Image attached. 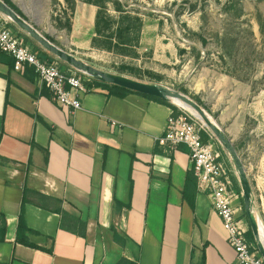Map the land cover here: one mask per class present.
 <instances>
[{"label":"crops","instance_id":"obj_1","mask_svg":"<svg viewBox=\"0 0 264 264\" xmlns=\"http://www.w3.org/2000/svg\"><path fill=\"white\" fill-rule=\"evenodd\" d=\"M10 1L40 33L33 4ZM70 14L71 30L61 28L69 44L90 46L96 7L75 0ZM5 57L0 264H200L203 256L204 264H237L220 217L197 191L188 147L168 152L156 142L172 107L138 93L92 89L80 109L66 113L31 68L16 72ZM22 204L25 237L35 247L17 240Z\"/></svg>","mask_w":264,"mask_h":264},{"label":"rangeland","instance_id":"obj_2","mask_svg":"<svg viewBox=\"0 0 264 264\" xmlns=\"http://www.w3.org/2000/svg\"><path fill=\"white\" fill-rule=\"evenodd\" d=\"M21 1L33 4L32 16L42 35L47 31L50 41L85 64L176 91L216 121L245 167L256 214L264 227V0H117L143 21L145 36L134 51L98 49L91 42L77 49L61 29L70 12L63 0L61 4L59 0ZM108 8L116 15L110 4ZM83 35L90 37V31L85 29ZM170 101L192 111L204 124L189 104L179 98ZM205 129L203 142L210 140L225 162L237 220L248 230L233 162L209 128ZM259 230L264 244V229Z\"/></svg>","mask_w":264,"mask_h":264},{"label":"built area","instance_id":"obj_3","mask_svg":"<svg viewBox=\"0 0 264 264\" xmlns=\"http://www.w3.org/2000/svg\"><path fill=\"white\" fill-rule=\"evenodd\" d=\"M10 22L0 12V53L11 58L13 70L25 74L31 68L49 91L51 100L64 112L80 109L81 96L92 90L84 83L86 79L73 69L65 70L56 62L40 59L24 38L11 30ZM171 104L174 108L167 118L163 133L155 138L156 142L168 152L179 144L188 147L197 191L207 195L213 211L220 217L237 264H264L256 244L248 240L247 230L237 220L226 164L219 159V153L212 147L210 140L203 142V133H207L204 124L185 109ZM209 137L212 138L211 135Z\"/></svg>","mask_w":264,"mask_h":264},{"label":"trees","instance_id":"obj_4","mask_svg":"<svg viewBox=\"0 0 264 264\" xmlns=\"http://www.w3.org/2000/svg\"><path fill=\"white\" fill-rule=\"evenodd\" d=\"M2 1L5 2L9 7H11L19 16L23 17L21 12L12 4L10 0H2ZM64 1L68 5V8L71 13L70 15H72L75 9V1L74 0H64ZM83 2L86 4H91L96 7V14L94 19V36L91 39L92 47L103 50H109V51L116 49L118 50L129 49L134 51L139 47L141 33L143 31V27H142L143 21L137 12L126 9L123 6V4H121L117 0H83ZM109 4L112 6V9L116 12V15H112L109 12L110 10L108 8ZM9 26L15 28L17 33L23 36L26 43H30L33 51L40 59L47 60L48 62H56L59 64L60 67L64 68L65 70L71 69L67 64L60 61L54 55L44 50L39 44H37L34 40H32L22 30H18L14 26V24L10 22ZM64 28L67 31L71 30V23L69 18ZM144 33H145V29H144ZM47 39L50 40L48 37ZM5 56H6L5 54L0 53V61H4V59L6 58ZM10 65L12 66V62H10ZM85 79L86 80L84 81V83L90 89H104L107 90L108 93L115 94L118 96H125L129 93H138L146 96L147 98L167 104L170 107L174 108V106L170 102L157 97L142 94L127 88L120 87L115 84L101 82L96 79H90L88 77ZM187 199L190 201V203H192V199L190 197H187ZM56 211L60 212V209L58 208L56 209ZM4 224L5 221L4 218L2 217L1 225L4 226ZM61 225L63 226V224ZM27 231H29V229L26 227V224L23 220V204H22V209L19 215L17 240L21 243L35 247L26 240L25 233ZM72 231L75 232V230ZM0 234H1V230H0ZM80 234L84 235V232L80 231ZM246 237L248 238V240L255 242L253 240V234L251 232L250 227L246 232ZM114 238L116 240H119V236L115 232H114ZM117 264H134V263L122 258L117 262ZM200 264H204V256L202 257Z\"/></svg>","mask_w":264,"mask_h":264},{"label":"water","instance_id":"obj_5","mask_svg":"<svg viewBox=\"0 0 264 264\" xmlns=\"http://www.w3.org/2000/svg\"><path fill=\"white\" fill-rule=\"evenodd\" d=\"M0 12L8 17L13 24H15L20 30H22L32 40L39 44L44 50L67 64L71 69L86 75L90 79H96L101 82L115 84L142 94L166 100L170 103H172L170 99L179 98L196 110L201 116V120L204 122L205 126L208 127L213 135L219 140L233 162L235 173L241 187L245 215L247 217L257 249L260 255L264 258V246L259 234V229H264V227L256 214L254 198L245 167L234 148L233 142L216 121L210 119L204 110L176 91L170 90L169 88L158 84L145 83L122 75L104 72L85 64L81 60L77 59L67 51L63 50L45 38L2 0H0Z\"/></svg>","mask_w":264,"mask_h":264},{"label":"bare ground","instance_id":"obj_6","mask_svg":"<svg viewBox=\"0 0 264 264\" xmlns=\"http://www.w3.org/2000/svg\"><path fill=\"white\" fill-rule=\"evenodd\" d=\"M180 107V106H179ZM187 109V108H186ZM188 110V109H187ZM188 111H190V110H188ZM191 112V114H193V112L192 111H190ZM194 115V114H193ZM195 116V115H194ZM260 239H261V241H262V243H263V240H262V237L260 236ZM263 246H264V244H263Z\"/></svg>","mask_w":264,"mask_h":264}]
</instances>
